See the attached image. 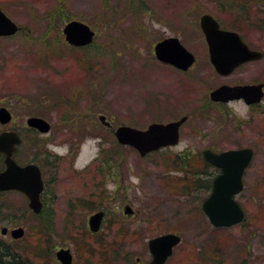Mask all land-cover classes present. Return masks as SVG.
Here are the masks:
<instances>
[{
	"label": "rangeland",
	"instance_id": "374dc122",
	"mask_svg": "<svg viewBox=\"0 0 264 264\" xmlns=\"http://www.w3.org/2000/svg\"><path fill=\"white\" fill-rule=\"evenodd\" d=\"M61 3L51 27L49 16ZM0 7L22 27L0 37V107L14 116L0 130L28 129L29 118H44L52 128L41 137H54L45 147L65 156L55 163L57 177L49 167L53 197L41 216L28 213L22 196H0V240L32 264H61V248L72 250L74 264H149V241L174 233L181 243L166 264H264V102L254 126L236 136L221 131L218 114L202 110L226 81L208 62L199 25L210 14L264 52V0H0ZM73 20L96 31L93 44L67 43L63 29ZM168 37L196 55L189 73L156 58L154 45ZM253 67L249 76L264 82V58ZM190 115L178 148L144 157L113 134L121 125L146 130ZM188 145L196 150L182 151ZM205 145L254 150L237 196L246 214L238 225L214 227L202 209L211 191L176 186L184 172L202 176L198 148ZM187 156L189 170L180 171ZM206 173L207 181L219 171ZM96 210L106 217L93 233L88 219ZM51 217L48 230L43 223ZM18 226L26 229L22 238L2 234Z\"/></svg>",
	"mask_w": 264,
	"mask_h": 264
},
{
	"label": "water",
	"instance_id": "95a60500",
	"mask_svg": "<svg viewBox=\"0 0 264 264\" xmlns=\"http://www.w3.org/2000/svg\"><path fill=\"white\" fill-rule=\"evenodd\" d=\"M201 26L209 45L211 62L218 73L227 75L241 64L263 58V53L250 49L239 33L221 30L213 16L203 15ZM18 31L19 26L0 8V37L15 35ZM63 32L66 41L78 47L91 44L95 37V31L89 25L77 20L69 22ZM155 55L160 61L183 70L189 69L195 61L194 55L175 37L158 42L155 46ZM262 87L263 85L221 87L215 90L211 97L215 101L245 97L248 102H258L264 96ZM11 119V112L5 107L0 108V123L7 124ZM184 121L185 118L167 124L154 123L146 130L122 125L117 128L115 135L120 144L131 146L141 156H146L162 147L177 145L180 126ZM28 124L43 132H48L51 128L50 123L41 117L29 118ZM19 143L20 139L15 132L0 134V152L7 155L6 169L0 172V191L19 190L25 193L29 197L32 210L40 213L43 208L40 200L43 186L41 172L33 165L21 167L14 161L13 153ZM203 156L207 162L221 170L213 181L210 195L202 204L204 213L211 224L217 228L231 227L241 223L245 219V212L236 197L244 189L243 177L252 162L253 150L244 148L216 153L208 149L203 152ZM125 212L131 214L133 211L127 207ZM103 218V211L90 217L91 231L100 230ZM3 233H6V229ZM23 235V228L12 231L15 239ZM180 243L181 237L174 233L151 239L149 249L153 258L150 264H165L172 256L174 248ZM56 256L63 264L73 263V256L69 249L59 250Z\"/></svg>",
	"mask_w": 264,
	"mask_h": 264
},
{
	"label": "flooded vegetation",
	"instance_id": "af4514ba",
	"mask_svg": "<svg viewBox=\"0 0 264 264\" xmlns=\"http://www.w3.org/2000/svg\"><path fill=\"white\" fill-rule=\"evenodd\" d=\"M217 21L220 25V28L227 29L223 26V24L218 19H217ZM200 28H201V26H200ZM20 30H22V28ZM201 32L204 35L202 29H201ZM204 38H205V35H204ZM208 56H209L208 62L212 65L211 59H210V50L209 49H208ZM195 58H196V62H197L196 55H195ZM258 61L259 60H252V61H248L242 65H239L231 73H229L227 75H222V74H219L216 72L217 74H219V76H221L223 79H225L226 82H222L220 86L214 88V90L211 91L210 96L206 101V106H204L202 110L211 111V112L219 115V121L218 122L215 121V123H218L219 128L221 129V131L224 134H227L229 132V134H231V136H236V134L240 133L241 128L243 126L248 127V126H251V124H252V126H254L253 125L254 121L253 122H250V121L254 119L255 115H258V112H259L258 110L262 106V103L264 102V96L261 99V101H258V102H256V101L255 102H248L245 97H240V98L235 97V98L229 99V100L225 99L222 101H215L212 99L211 94L215 90H217L221 87L235 88V87H245V86L246 87H252V86H257V85H263L262 91L264 93V82H259L257 79H255V78L253 79L252 76L251 77L249 76V73L251 75H253V73L255 72L254 69H251L250 67H253V64H255ZM196 62H195V64H196ZM195 64L188 70H181V69H178V68L170 66V65H167V66H170V67L174 68L175 70H178V71H181L184 73H189V71L193 70V67L195 66ZM10 112L12 113L11 110H10ZM12 116H13V113H12ZM191 117L192 116L190 115V116H185V117L181 118V119L185 118V121L180 126V138H181L182 127L188 122V120ZM101 120L107 128H110V129L112 128L109 122H106L104 119H101ZM178 120H180V119H178ZM178 120H175V121H178ZM51 128H52V124H51ZM115 131H116V129H113L114 136H115ZM8 132H16L18 134L20 140H21V143L17 146V149L13 154V159L15 160V162L19 166H22V167L27 166V165H33V166L37 167L41 172L43 186H42V192L40 194V199H41L42 203L44 204L43 210L41 211V214H42V213L46 212L48 200L52 199V197H53V192L50 191V186H49V184L52 181L51 175L49 172V167L51 170H53L55 177H57L58 173H57L55 163H56V161H60L61 159H63V157H65V156L62 154H58V153H54V152L50 151L48 146L45 147V143H47L48 141L51 142L54 139V137L52 139L51 138H48V139L44 138V136L41 137L42 135L47 134V133H44L37 128H30L29 127L28 129H23V130L22 129H15V128H5V129L0 130V133H8ZM196 134H199V133H196ZM38 135H40V136H38ZM196 138H198V141H199L200 138L199 137H196ZM49 139H51V140H49ZM27 145L29 147V152H26L27 149H25L27 147ZM179 146H180V143L178 145H176L175 148H178ZM193 148H194V146L188 145V146H185V148L182 151H192L193 152L194 150H196L195 148L194 149ZM242 148H250V147H240V148L238 147L237 149H242ZM198 149H199L198 152H203V151L208 150V149L212 150L214 152H218L217 150L214 149V146H210V145L209 146L208 145L201 146ZM229 150H235V149H229ZM222 151H227V150H222ZM73 152H74V150L71 149V154H73ZM219 152H221V151H219ZM26 156H28V157H26ZM6 158H7V155L3 152H0V172H3L6 169V162H5ZM77 172L78 171L75 170L73 173L76 174ZM53 179H54V177H53ZM5 194H17L19 196L26 198L28 201V206H29L28 213L35 214L30 208L29 198L23 192L18 191V190L0 191V196L5 195ZM98 211L99 210H96L94 213H96ZM19 227H21V226L13 227V228L12 227H4V228H6V234H4V235L5 236L10 235L11 236V232L14 229L19 228ZM22 228L24 229V231H26L25 227H22ZM72 254H73V252H72ZM73 257H74V255H73ZM73 264H74V260H73Z\"/></svg>",
	"mask_w": 264,
	"mask_h": 264
},
{
	"label": "trees",
	"instance_id": "16d2710c",
	"mask_svg": "<svg viewBox=\"0 0 264 264\" xmlns=\"http://www.w3.org/2000/svg\"><path fill=\"white\" fill-rule=\"evenodd\" d=\"M61 10H62V3L57 8H55L53 12L50 14L48 23L49 25H51V27L56 24L57 20L61 16ZM181 158L182 156H180L178 159H181ZM190 159H191L190 156L185 157L184 164H182V161H181V163L179 164H182V165L177 166L176 168L180 167V171L189 170L188 162ZM201 160L204 163V167H203L204 172L202 173V176L200 173H194V172H184L183 173L182 172L183 173L182 179L179 178L178 180V178H175V180H177L176 186L179 187L180 185H182L180 187L185 188L187 191H190V192L195 191L200 188L206 191H211L213 180H214V178L212 177L215 176V174L213 173L211 176V179L207 181L204 177H206L207 175L206 170L214 169V167L211 164L207 163L203 157H201ZM201 181L204 184H202ZM41 215H38V216H41ZM47 219H48L46 220L47 222H44L43 224L49 230L52 224V217L51 219L50 218H47ZM0 264H32V263L30 260L24 259L23 257H20L19 254L14 253V251L11 250L8 244L0 240Z\"/></svg>",
	"mask_w": 264,
	"mask_h": 264
}]
</instances>
